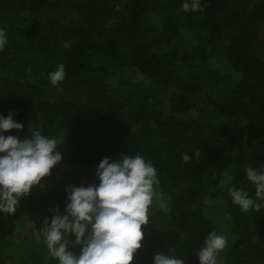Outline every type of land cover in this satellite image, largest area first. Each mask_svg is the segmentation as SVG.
Returning a JSON list of instances; mask_svg holds the SVG:
<instances>
[{"label":"trees","instance_id":"trees-1","mask_svg":"<svg viewBox=\"0 0 264 264\" xmlns=\"http://www.w3.org/2000/svg\"><path fill=\"white\" fill-rule=\"evenodd\" d=\"M185 2L0 0L8 39L0 52V116L14 114L24 126L3 135L23 138L32 124L63 145L42 187L22 197L14 214L0 213V264L12 260L20 222L41 212L51 222L50 209L66 215L67 186L99 185L103 158L136 154L152 161L168 210L150 206L132 264H154L158 253L199 264L196 253L216 232L206 200L219 195L230 221L222 264H264V209L244 213L228 191L254 199L245 169L264 170V53L255 50L264 0H201L203 12L183 11ZM60 64L66 76L53 87L48 75ZM126 68L142 80L122 78ZM182 153L192 157L188 163ZM226 170L231 181L221 190ZM20 245L18 264H59L46 259L42 238Z\"/></svg>","mask_w":264,"mask_h":264},{"label":"clouds","instance_id":"clouds-1","mask_svg":"<svg viewBox=\"0 0 264 264\" xmlns=\"http://www.w3.org/2000/svg\"><path fill=\"white\" fill-rule=\"evenodd\" d=\"M182 9L204 11L201 0L185 2ZM7 44L6 33L0 29V52ZM64 46H68L67 42ZM65 76V65L60 64L49 73L48 79L55 87ZM13 115L0 116V213L8 215L16 212L22 197L28 196L33 188L42 187L41 181L62 159L61 153L55 151L60 144L57 139L42 135L32 124L27 129L30 135L5 137L3 133L23 130L24 126L14 122ZM194 155L198 160L200 150ZM191 158L181 154L184 163ZM245 172L255 188L254 199L236 187L229 188V194L242 212L259 213L264 209V170L249 167ZM95 175L100 181L98 186H67V214L50 209L54 213L51 222L45 218L40 231H35L36 239L42 238L48 250L46 259L54 258L59 264H132L134 254L141 248L142 226L148 224L150 206L161 195L157 170L151 160L146 162L143 155L136 154L122 156L118 161L103 158ZM227 244L225 235L215 231L208 234L204 246L196 253L199 264H218ZM70 245L80 246L79 254L70 251ZM154 264H184V260L158 253Z\"/></svg>","mask_w":264,"mask_h":264},{"label":"rangeland","instance_id":"rangeland-1","mask_svg":"<svg viewBox=\"0 0 264 264\" xmlns=\"http://www.w3.org/2000/svg\"><path fill=\"white\" fill-rule=\"evenodd\" d=\"M154 7L156 9H159L162 7V5L157 4ZM157 14L158 13L156 11L150 15L151 19L153 21H155V23H157L159 18H160V15H157ZM259 30L260 31H259V35H258V39H257V43H256L257 45L255 47V50L257 51L258 54H262V53H264V25H260ZM189 37H188V39H190V40L193 39L192 38L193 36H189ZM217 63L222 66L223 71H225L227 69L224 65H222V63L220 61H217ZM122 78L131 79V80H135V81H141L142 80L141 75H139L137 72H135L131 69L129 70L127 68L124 69ZM28 116L30 118H36L37 116L39 117L38 114L32 113V112L28 113ZM58 141H61V140H58ZM58 143H60L57 145L58 150H62L61 147L63 145L61 144V142H58ZM230 181H231V175H230L229 171L226 170V171H224L223 175L220 178V181L218 184L219 189L224 190L225 187L230 183ZM91 185L98 186V185H96L94 183H90V182H88V183L87 182H81L80 184L73 185V186L88 187ZM167 203H168V198L166 197V195H160V198H154L152 206H154L157 210L167 211L168 210ZM206 205H207V209L205 210V213L209 218H211L215 222L216 232L218 234L225 235L228 238L227 247L225 248V250L222 253H220V255L218 257V264H222L223 259H224V254L227 252L228 246L230 245V240H229V237L227 235L228 226L230 225V221L228 218V214H226V199L222 195H219L215 199L206 200ZM47 215H49V214H47L46 212H41L36 216L29 217L27 220L22 221L17 225V227L15 228V231H14L13 240L15 238H18V239H16V241L14 243L15 244L14 255H12V257H9V258H12L10 264H13V262L16 261L17 258L20 257L21 249H19V247H18V246H20V248H21L20 243L24 242L27 237H32V236L36 237L35 231H37V232L40 231V229L43 227V222H44L45 218H47L49 220L50 217L49 216L47 217ZM247 247H248V249L255 250L254 248H257L258 244H254V245L250 244V245H247ZM18 262L19 261H16V264H18Z\"/></svg>","mask_w":264,"mask_h":264}]
</instances>
